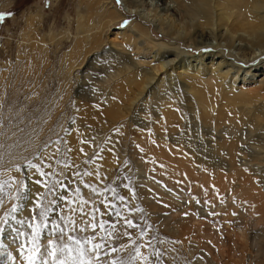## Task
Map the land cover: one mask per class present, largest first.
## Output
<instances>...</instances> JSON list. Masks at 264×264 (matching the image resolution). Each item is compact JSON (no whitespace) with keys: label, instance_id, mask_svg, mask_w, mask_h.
<instances>
[{"label":"rangeland","instance_id":"obj_1","mask_svg":"<svg viewBox=\"0 0 264 264\" xmlns=\"http://www.w3.org/2000/svg\"><path fill=\"white\" fill-rule=\"evenodd\" d=\"M113 1L130 15L124 0ZM135 2L142 8L165 5ZM83 5L0 0V13L11 14L0 20V244L15 257L9 260L0 250V264H40L38 244L49 251L66 246L59 256L66 264H111L119 258L129 264H264V249L255 247L263 237L260 216L250 209L260 206L249 190L253 176L247 167H213L231 155L210 128L215 117L227 115L237 119L239 130L262 125L264 83L248 79L234 89L246 90L252 115L236 114L243 99L228 102L220 89L192 73L186 78L191 95L180 96L179 104L171 98L162 105L145 98L133 102L142 79L136 76L111 91V104L83 97L76 78L81 69L68 70L78 14L88 11ZM121 25H110L104 37L113 39ZM181 48L190 55L219 51L215 44ZM255 59L237 63L262 61ZM174 133L184 141L174 142ZM203 139L198 152H191L188 144ZM251 185L264 196L259 180ZM128 220L137 226L129 229ZM116 232L128 235L117 242ZM97 244L102 250L87 255ZM121 245L124 251L112 252Z\"/></svg>","mask_w":264,"mask_h":264},{"label":"bare ground","instance_id":"obj_2","mask_svg":"<svg viewBox=\"0 0 264 264\" xmlns=\"http://www.w3.org/2000/svg\"><path fill=\"white\" fill-rule=\"evenodd\" d=\"M159 1L160 5L165 4L162 8H142L135 0H124L130 13L126 15L113 0H80V4L83 3L88 11L85 12L87 15L78 14L81 20L77 24L78 32L74 37L76 44L70 53L68 64L69 71L81 69L76 73L80 95L92 100L103 99L111 104V91L121 84L131 82L136 76L142 79H139L140 84L135 82L138 88L133 96L138 99L133 102L145 98L162 105L168 102L167 98H171V101L179 104L180 96L191 95L192 89L186 78L192 73L220 89L230 98L228 102L243 99V105L234 111L236 114L246 112L252 115L254 108L247 105L246 90L240 89L237 92L234 89L239 88L237 84L243 85L248 79L263 84L264 64L258 63L260 66L255 70L252 67L246 70L237 63V59L246 62L261 57L264 61V0ZM125 20L127 23H124ZM112 24H122L123 27L116 29L113 39L104 37ZM154 32L161 37H155ZM181 43L196 49L206 44H215L219 51L204 50L190 55L186 49L181 48ZM225 48L229 49L228 55L222 51ZM144 54L149 60L142 57ZM159 71L162 76H157ZM163 86L167 88V96V92L160 91ZM76 95L80 96L79 93ZM261 108L264 111V106ZM228 116L215 117L210 128L215 132L216 139L222 138V148L230 150L228 154L231 159L213 167L222 165V170L226 172L236 166L247 167L251 172L253 179L250 178L249 190L252 195H258L260 206L252 204L250 209L259 214L258 223L263 233V237L256 239L255 247L264 249V196L251 185L259 180L262 192L264 191V123L260 126L243 125L242 130H239L241 127L239 128L237 119ZM193 118L191 116L187 121H192ZM92 119L97 121L98 116ZM177 120L179 127L184 125L179 116ZM226 122L230 123L226 125ZM152 131H155V126ZM172 135L175 137L174 142L183 140L175 133ZM205 143L204 139L192 140V144L188 145L191 152L197 153L198 146ZM210 145L206 147H219L216 144ZM197 160L202 159L197 157Z\"/></svg>","mask_w":264,"mask_h":264},{"label":"snow or ice","instance_id":"obj_3","mask_svg":"<svg viewBox=\"0 0 264 264\" xmlns=\"http://www.w3.org/2000/svg\"><path fill=\"white\" fill-rule=\"evenodd\" d=\"M120 3H121V0H117V4H120ZM6 15H11V14L10 13H0V20H3ZM124 23H127V21H125ZM205 51L207 52L209 50L205 49ZM260 63L264 64V61H261ZM259 66L260 65L257 64L254 61L252 65H245L244 67H245L246 70H247L248 67H252L255 70V68H258ZM81 151H83V150L81 149ZM86 174L87 175H91V173H86ZM36 183L39 184L40 181L37 180ZM125 187H127V185H125ZM93 191L95 192L96 190L93 189ZM118 198L121 201H123L125 199L123 196H119ZM13 210L14 211L16 210L15 206H14ZM45 211H47V209H45ZM41 215H43V213H41ZM117 215H119V213H117ZM136 226L137 225H134L131 220L127 221V227L129 229H134ZM0 231H2V229H0ZM115 235L117 237V242H119L120 238L122 236H127L128 233L127 232H123V233L116 232ZM58 239H63L62 233L58 237ZM47 242H48V244H52L53 243L52 240H48ZM102 248H103V245L97 244V245L94 246V248L91 251L87 252L86 254L89 255V256L94 255L96 251L102 250ZM65 249H66V246H60V247L53 248L51 251H49L47 249V247H44L43 250H42L41 246L38 244L36 246L35 251H36V253H39V256L37 257V259H39L40 264H49V260H48L49 257H53L54 258L52 260V264H66L65 261L59 259V256L62 255L65 252ZM0 250H4L5 252H7V249H6L5 245H3V244H0ZM124 250H125L124 245H121V248H119V249L113 248L112 252L115 253L117 251H124ZM128 251L130 252L131 250H128ZM7 255H8L9 260H14L15 259V257H13L10 252H7ZM30 264H36V259H31L30 260ZM80 264H83V261H81ZM104 264H108V262L105 261ZM111 264H129V262L125 261L123 258H119V259L111 261Z\"/></svg>","mask_w":264,"mask_h":264}]
</instances>
